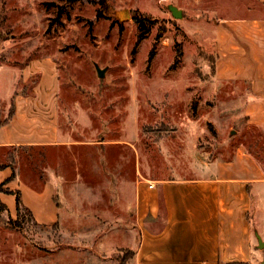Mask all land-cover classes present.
Instances as JSON below:
<instances>
[{
  "label": "rangeland",
  "instance_id": "rangeland-1",
  "mask_svg": "<svg viewBox=\"0 0 264 264\" xmlns=\"http://www.w3.org/2000/svg\"><path fill=\"white\" fill-rule=\"evenodd\" d=\"M211 2L0 0V63L54 57L59 130L73 143L45 150L60 224L40 225L30 214L18 218L15 192L23 205L21 190L14 195L2 191L0 264H92L86 257L108 256L101 253L102 246L125 244V231L113 222L92 230L96 217L115 214L131 222L139 173L154 178L207 174L204 164L227 157L236 143L264 166V132L242 118L246 96L236 92V84L214 79L217 13ZM169 4L181 9V17H173ZM134 15L151 25L139 40ZM94 63L105 68L102 77ZM1 80L6 87L8 75ZM8 105L0 102V119ZM231 129L235 132L228 138ZM121 141L127 144H113ZM32 150L2 147L0 163L21 175L15 184L24 177L38 188L43 176L29 169ZM249 219L264 239V186L252 191ZM65 233L74 238L78 233L91 245L89 251L65 242ZM253 242V264H259L262 252L254 234ZM131 254L123 245L114 252L120 264Z\"/></svg>",
  "mask_w": 264,
  "mask_h": 264
},
{
  "label": "crops",
  "instance_id": "crops-1",
  "mask_svg": "<svg viewBox=\"0 0 264 264\" xmlns=\"http://www.w3.org/2000/svg\"><path fill=\"white\" fill-rule=\"evenodd\" d=\"M212 1L217 13L213 21L214 79L236 84V92L246 96L245 124L264 132V0ZM3 74L8 75L6 87ZM4 100L8 108L12 104L13 112L0 124V148H33L28 154L29 169L43 177L38 188L24 177V182L15 184L21 175L7 164L0 168V195L19 188L35 223L60 224L45 150L73 143L61 137L59 130V73L54 57L41 54L27 56L21 64L0 63V102ZM204 166L209 173L186 177L154 178L139 173L134 181L131 222L101 214L96 217L97 227L92 228L100 230L113 222L125 231L127 242L111 244L107 250L102 246L101 253L108 256L86 257V263L108 259L120 264L114 252L123 245L132 250L123 264H253L256 250L249 211L252 191L264 186V167L242 143H236L227 157H216ZM65 234V242L89 251L91 245L78 233L75 238Z\"/></svg>",
  "mask_w": 264,
  "mask_h": 264
},
{
  "label": "trees",
  "instance_id": "trees-1",
  "mask_svg": "<svg viewBox=\"0 0 264 264\" xmlns=\"http://www.w3.org/2000/svg\"><path fill=\"white\" fill-rule=\"evenodd\" d=\"M133 20L135 21V23L137 24L138 28H139V33H138V40L141 39L144 35H146V33L149 31L150 26L149 25V20L146 17H142L140 15H134L133 16ZM153 53V50H151V55ZM179 53L178 52L176 54V59H178L179 57ZM13 112V106L12 104L9 106L6 115L0 119V124L6 122L10 116L12 115ZM250 152V151H249ZM7 164L4 163H0V168L6 166ZM264 167V166H263ZM15 196H16V213H17V217L18 218H23L24 215L29 214V212H27L26 208L21 204L20 202V194L18 191L15 192ZM220 264H231V263H220Z\"/></svg>",
  "mask_w": 264,
  "mask_h": 264
},
{
  "label": "water",
  "instance_id": "water-1",
  "mask_svg": "<svg viewBox=\"0 0 264 264\" xmlns=\"http://www.w3.org/2000/svg\"><path fill=\"white\" fill-rule=\"evenodd\" d=\"M168 9L170 10L173 17H175V18L181 17L182 11L180 8H177L173 4H169ZM94 65H95L97 75L102 77L104 75L105 68H100L96 63H94ZM234 132H235V130L231 129L229 134H228V138L231 137V135ZM253 234L257 240V247L259 249H261V252H262L261 259L259 260V264H264V239L261 237V235L259 234V232L257 231V229L255 227H253Z\"/></svg>",
  "mask_w": 264,
  "mask_h": 264
},
{
  "label": "built area",
  "instance_id": "built-area-1",
  "mask_svg": "<svg viewBox=\"0 0 264 264\" xmlns=\"http://www.w3.org/2000/svg\"><path fill=\"white\" fill-rule=\"evenodd\" d=\"M149 186H151V184Z\"/></svg>",
  "mask_w": 264,
  "mask_h": 264
}]
</instances>
